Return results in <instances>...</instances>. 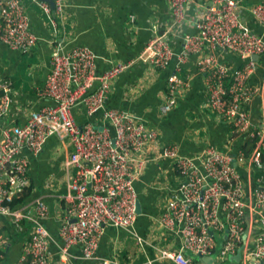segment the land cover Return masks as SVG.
<instances>
[{"label":"built area","instance_id":"built-area-1","mask_svg":"<svg viewBox=\"0 0 264 264\" xmlns=\"http://www.w3.org/2000/svg\"><path fill=\"white\" fill-rule=\"evenodd\" d=\"M53 2V10L45 1L40 0L39 5L45 13L60 17L65 0ZM168 3L172 25L180 24L188 0ZM238 8L239 0H204L203 10L194 22L195 32L182 38L178 59L199 54L196 66L204 73L206 106L232 129L255 140L248 157L242 149L233 155L211 144L198 154L181 155L175 144L159 143L157 130L141 117L106 106L111 82L128 62L112 64L98 72L96 55L89 46L54 42L49 68L38 92L48 101L31 110L23 123L4 125L0 138V213L13 222L24 217L31 220L19 264H65L72 256V247L79 249L80 257L91 259L104 224L131 226L137 213L133 182L142 163L136 156L150 144L158 146V157L173 161L179 177L158 221L166 230L180 235V248L163 250L161 255L174 264H194L183 250L200 255L213 253L211 264H228V257L239 249L240 264L264 261V131L252 124L243 108L261 90L250 83V76L257 67L253 56L264 52V38L240 20ZM248 12L264 27V0L252 4ZM36 40L23 0H0V41L10 49L27 51ZM217 47L235 54L240 65L232 67L214 53L203 54L204 48ZM172 56L173 50L163 34L154 35L139 54L141 60L158 68L167 66ZM184 82L173 73L168 77L159 107L161 114L175 105ZM0 91V118H4L9 83L0 82ZM77 106L83 108L89 120H76ZM51 136L70 144L68 163L74 167L68 184V206L57 229V263L50 259L52 235L41 222L48 214L45 201L37 198L11 205L14 195L30 183L23 150L38 154ZM236 162H247L253 170L247 193ZM29 209L32 215L26 214ZM248 210L255 214L257 226L249 240L244 232ZM106 263L102 260V264Z\"/></svg>","mask_w":264,"mask_h":264},{"label":"crops","instance_id":"crops-1","mask_svg":"<svg viewBox=\"0 0 264 264\" xmlns=\"http://www.w3.org/2000/svg\"><path fill=\"white\" fill-rule=\"evenodd\" d=\"M39 1L23 0L31 31L37 36L33 47L18 51L0 41V82L9 83V104L5 117L0 118V138L4 125L23 123L31 110L48 101L40 96L39 88L49 68L54 42L64 40L67 44L89 46L96 55L98 72L112 64L128 62V66L112 80L106 106L141 117L157 130L159 143L175 144L181 155L198 154L207 144L233 155L241 150L245 135L232 129L233 126L206 106L204 73L196 66L199 54H188L182 61L178 59L182 38L195 32L194 22L203 10L204 0H188L185 17L175 26L168 0H65L60 17L45 13ZM257 1L239 0L237 11L240 20L264 38V27L248 12ZM157 34H163L173 50L170 62L163 68L139 58L145 44ZM206 53H214L232 67L241 63L235 54L225 49L204 48L203 54ZM256 62L250 83L260 86L261 90L244 103L243 108L248 111L252 124L264 131V52L257 56ZM172 73L185 82L179 88L175 105L161 114L159 107ZM74 116L79 122L89 120L81 106L75 107ZM71 150L66 140L54 136L45 141L38 154L23 150L31 186L24 202L42 198L48 205V214L41 222L52 235L49 253L51 261L56 263L60 260L57 229L68 206V184L74 173V167L68 163ZM136 158L142 163L133 182L139 203L133 224L128 227L104 224L94 257L84 259L80 257L79 249L72 247V256L65 264H102V260L106 264H174L161 252L178 250L180 235L163 228L158 217L177 187L179 177L172 160L158 157L157 145H148ZM235 166L247 193L253 170L247 162H236ZM25 212L33 214L31 209ZM254 215L250 210L244 215V232L248 240L257 231ZM30 228L31 220L26 217L13 222L0 213V264H19ZM183 251L192 257L194 264H207L198 254ZM229 261L228 264H240L241 259Z\"/></svg>","mask_w":264,"mask_h":264},{"label":"trees","instance_id":"trees-1","mask_svg":"<svg viewBox=\"0 0 264 264\" xmlns=\"http://www.w3.org/2000/svg\"><path fill=\"white\" fill-rule=\"evenodd\" d=\"M254 145H255V140L254 139L249 138V137L245 138V140H244V142H243V144L241 146V149H242L245 157H248V155H249L250 151L252 150V148L254 147ZM261 158L264 161V149H263V151L261 153ZM30 191H31V186H30V183H29V185L23 187L22 190L17 193V195H14V197H13V199L11 201V205H13V204L16 205V204L24 202V200L29 196Z\"/></svg>","mask_w":264,"mask_h":264},{"label":"water","instance_id":"water-1","mask_svg":"<svg viewBox=\"0 0 264 264\" xmlns=\"http://www.w3.org/2000/svg\"><path fill=\"white\" fill-rule=\"evenodd\" d=\"M41 1L47 2L49 4L51 10L54 9V2H53V0H41ZM253 57H254V59H257V55H254ZM136 212H139V203H138V201L136 203ZM198 256H199L200 259H202L207 264H211L212 261L214 260V257H215L213 253L212 254H209V255H200V254H198ZM239 257H240V250L238 249L233 256L232 255L229 256V259L230 260L238 261L239 260ZM253 261L254 260L251 259L250 260V263H252ZM259 263L260 264H264V261L263 260H260Z\"/></svg>","mask_w":264,"mask_h":264}]
</instances>
